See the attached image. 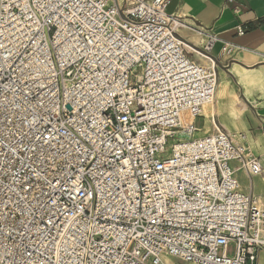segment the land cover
Segmentation results:
<instances>
[{
	"label": "built area",
	"instance_id": "2783aa9c",
	"mask_svg": "<svg viewBox=\"0 0 264 264\" xmlns=\"http://www.w3.org/2000/svg\"><path fill=\"white\" fill-rule=\"evenodd\" d=\"M170 2L0 0V264H258L264 166L196 127L219 38Z\"/></svg>",
	"mask_w": 264,
	"mask_h": 264
},
{
	"label": "crops",
	"instance_id": "0c3cea01",
	"mask_svg": "<svg viewBox=\"0 0 264 264\" xmlns=\"http://www.w3.org/2000/svg\"><path fill=\"white\" fill-rule=\"evenodd\" d=\"M167 12L219 38L208 54L217 67L218 85L213 105L200 118L202 133L222 127L231 136L247 134L248 145L264 166V0H235L232 5L226 0H171ZM179 36L193 61L210 62L204 56L205 35L185 29ZM226 44L236 48L230 55L224 52ZM253 183L254 192L261 194L264 176ZM163 264L185 263L164 258ZM258 264H264V253Z\"/></svg>",
	"mask_w": 264,
	"mask_h": 264
},
{
	"label": "bare ground",
	"instance_id": "6f19581e",
	"mask_svg": "<svg viewBox=\"0 0 264 264\" xmlns=\"http://www.w3.org/2000/svg\"><path fill=\"white\" fill-rule=\"evenodd\" d=\"M213 103H214V101H213ZM213 103H210V104L205 105L204 110H203V115H204V116H205L204 113H205L206 108L212 106ZM212 115H213V114H212ZM182 119H183V122H184L185 125L191 124L192 121H193L192 118L189 117V115H188L187 113H184V114H183ZM240 134H242V133H239V134H236V135L232 136V137L234 138L235 141L238 142V141L241 140V136H240ZM258 201H259V199H258ZM259 203H260V201L258 202V206H259Z\"/></svg>",
	"mask_w": 264,
	"mask_h": 264
},
{
	"label": "rangeland",
	"instance_id": "374dc122",
	"mask_svg": "<svg viewBox=\"0 0 264 264\" xmlns=\"http://www.w3.org/2000/svg\"><path fill=\"white\" fill-rule=\"evenodd\" d=\"M202 125H203V120H202V119H198V120L196 121V127L201 128ZM240 131L243 132L242 129H240ZM246 135H247V134H246ZM189 138H190V137H187V136H186V137H183V138H181V139H182V140H188ZM251 146H252V147H251ZM251 146H250V147L252 148V150H253V152H254V149H253L254 146H253L252 144H251ZM256 156H257V155H256ZM257 179H258V178H257ZM261 192H262L261 194L264 195V189H263V191H261ZM263 197H264V196H263ZM263 197H262V198H263ZM233 252H234V249H233V247H231L230 250H229V253L232 254Z\"/></svg>",
	"mask_w": 264,
	"mask_h": 264
}]
</instances>
